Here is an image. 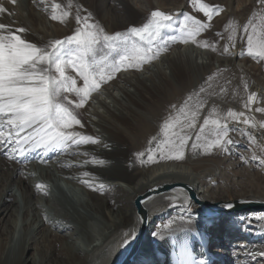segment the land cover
<instances>
[{"label":"bare ground","instance_id":"obj_1","mask_svg":"<svg viewBox=\"0 0 264 264\" xmlns=\"http://www.w3.org/2000/svg\"><path fill=\"white\" fill-rule=\"evenodd\" d=\"M6 1L0 0V6L6 10L0 13V23L7 25L14 34L37 47H47L55 37L56 40L65 39L64 29L73 35L76 29L81 27L72 19L64 18L63 21L55 23L59 30L52 36V33L47 34L33 22L34 14L29 12V23L33 31L24 20H19L20 23L13 21L16 17H10L8 14L13 1ZM28 1L30 5L43 3V0ZM136 1L140 4L138 7L132 4V0H119L124 10L129 12L128 17L123 19L124 14L116 5V0H89L94 12H98L101 6L108 5L111 13L108 20L109 29L113 33H120L131 24L142 27L147 23L142 19H145L148 13V16L151 15L152 10H160L163 5L170 6L168 11L175 14L184 4L183 0H152L150 3L146 0ZM251 1L256 2V5L247 22L248 33L255 27L259 35L264 27L262 0H202L206 4L212 3L214 8L218 7L219 11L213 15L212 21L213 27L221 32L235 19L239 6L243 2ZM53 3L54 0H46L47 5ZM31 8L33 11L34 6ZM21 28L24 29L23 32L17 31ZM165 29L155 42L156 47L161 50L153 54V59L163 52L164 59L171 66L170 53H180L183 41H169L167 38L170 32ZM177 31L173 30L175 33ZM185 33L180 29L176 34L180 36ZM0 34H8V29L0 30ZM225 35H228L226 31ZM243 36L247 49L245 30ZM244 55L246 57L243 60L251 58L246 53ZM244 55L235 54V57ZM232 56L227 53L224 60L232 62ZM153 59L141 64L139 68H127L129 75L121 71L116 72L111 80L101 83L100 88L92 92L80 108H75L79 97L74 93H63L60 101L73 110L81 122L80 125H74L72 130L93 137L97 143L75 145L69 142L61 149H47L42 146L29 151L27 159L17 160L5 155V152L11 151L7 144L0 145V170L8 169L9 179L11 178L7 191L0 199V264H214L216 259L212 253L217 252L219 247L237 246L240 247L239 251H244L247 256L254 249V245L250 243L264 238V219H259L264 218V207H237L246 202L264 203V164L260 163L263 167L257 166L259 179L255 186L245 188L237 181L238 177L241 179L244 175L241 161L244 156L237 144H233V153L230 152L236 155L237 161L222 162L223 168L221 167L217 176L201 164L184 166L182 163L186 162L185 154L180 160L168 158V153H165L164 157L161 156L160 146L166 140L164 123L168 120L164 118L165 109L168 108H163L165 102L160 99H151L149 105L145 103L144 106L138 101L141 95L134 97L131 92V89L134 92L140 90L147 98V88L140 79L145 72H152L157 68V61ZM260 63V66H252L254 74H264V61L260 60ZM234 65L231 64L234 73H218L213 84L204 86L203 92H197L198 96L191 99V106L197 108L209 94L233 86L232 82L239 79L236 73L239 68ZM186 66L182 63L175 68L176 71L187 74ZM68 74L76 79L78 87L83 86V81L74 71L69 69ZM162 76L164 75L161 73L158 78L162 79ZM100 89L109 96L110 102L118 104L126 113L115 111L118 108L114 105L111 107L105 99L101 100ZM110 89L120 92L119 96L109 91ZM235 91L237 90L228 91L227 88L225 93L233 94ZM166 93L173 99L171 95L177 94L178 90L170 86ZM230 95L227 97L232 96ZM63 96L68 99L64 100ZM126 98L137 102L139 107H144L141 111L144 110L145 118L135 106V102L132 103L134 109L129 112L130 108L124 104ZM93 99H97L105 109L95 111L94 115L98 118L94 123L100 126L106 135L94 134L89 129L87 107ZM256 107H264V103L259 102ZM199 109L201 110V107ZM106 112L113 118L117 116L122 128L110 125L104 115ZM147 116L150 120H147ZM242 119L232 121L235 126H239L238 132L247 135L258 145L260 143L261 149H264V128L259 127V123L256 127L245 125ZM261 122H264V119ZM248 127H251L254 133L251 134ZM176 130L179 131V128ZM4 132L7 133V128ZM114 140L124 146L116 144ZM150 155L153 157L151 160L148 159ZM98 160L103 163H94ZM174 163L176 165H173ZM189 169L194 173L189 172ZM85 172L89 175L85 176ZM59 181L65 182L68 188ZM37 184L43 185V190L37 189ZM14 187L19 189L21 201L14 197ZM191 192L193 196L190 195ZM186 201L190 202L192 208L191 222L181 224L180 216L188 215L183 212ZM228 203L233 207L225 208L224 205ZM169 220H173L174 224L165 229L163 225ZM3 226L9 229L10 240L8 251L2 256V250L5 248L1 240ZM153 233L157 235L154 236ZM125 239L129 241L126 246ZM199 243L201 245L197 247ZM254 250L259 252H253L251 255L257 254L258 261H264V244Z\"/></svg>","mask_w":264,"mask_h":264},{"label":"snow or ice","instance_id":"obj_2","mask_svg":"<svg viewBox=\"0 0 264 264\" xmlns=\"http://www.w3.org/2000/svg\"><path fill=\"white\" fill-rule=\"evenodd\" d=\"M192 6L209 20L219 11L218 7H210L202 0H192ZM60 7V4H52L53 20L63 21L69 15L66 11L57 15ZM5 11V8L0 6V13ZM171 21L170 15L153 11L148 22L142 27L133 26L125 33L108 35L99 27L90 24L88 17L81 21L77 15V23L82 26L77 28L73 35L63 40H55L45 48L26 42L14 34L7 25L0 23V30L8 29V34H0V145L7 144L11 149L10 152H5V155L13 160L27 159L29 151L42 146L47 149H61L69 142L75 145L97 143L93 137L72 130L74 125H80L81 122L74 111L60 101L61 96L63 93H74L79 97L75 108H80L90 94L97 91L101 83L111 80L116 72L121 69L139 68L141 64L153 59V49L156 48L157 52L161 50L156 47L155 42L163 29L172 27ZM208 26L187 14L181 23V29L186 32V37L194 42L196 36ZM248 27L247 24L244 26L247 37L246 54L253 59L264 61V27L259 35L255 27L248 33ZM17 31L23 32L24 29ZM167 39L175 41L177 37L170 36ZM229 40L233 38L230 36ZM212 47L215 50V47ZM104 49L108 50L107 54L98 57L97 53ZM228 52L229 46L225 45L224 53ZM69 69L83 81L82 87H78L76 79L68 74ZM208 80L210 81L211 77ZM200 91L203 92L204 89L201 88ZM63 99L68 98L63 96ZM256 100V94L249 93L243 107L250 109ZM198 107H203V102ZM179 111V116L172 117L164 123L166 140L160 146L162 157L168 153L170 154L168 158L176 160L183 158L189 142V135L184 129L196 127L198 116V111L191 108L186 111L181 107ZM255 111L264 113V107H256ZM241 118L243 124L251 123L252 127L257 126L253 118L242 111L229 110L226 117L219 115L215 118L205 117L203 124L199 126V132L196 133V142L191 146L202 147L205 152L214 148L230 151V146L235 141L229 137L227 121H241ZM259 127L264 128V122H261ZM206 131L210 138L202 140ZM152 158L151 155L148 156L149 160ZM253 159L256 157L253 156ZM94 163L103 161L98 160ZM261 163L264 164V159ZM84 175L88 176L89 173L85 172ZM35 187L41 190L44 188L41 184ZM224 206L229 209L233 207L231 203ZM183 212L188 215H181L180 223H190L192 212L190 202H185ZM173 224L174 221L169 220L163 227L168 229ZM153 235L156 236L157 233ZM128 243L129 241L125 239L124 245Z\"/></svg>","mask_w":264,"mask_h":264},{"label":"rangeland","instance_id":"obj_3","mask_svg":"<svg viewBox=\"0 0 264 264\" xmlns=\"http://www.w3.org/2000/svg\"><path fill=\"white\" fill-rule=\"evenodd\" d=\"M151 1L152 0H146V2H148V3H150ZM176 1H178V0H176ZM54 2L57 4H60V6H61L60 9L57 10V13H56L57 15H59L61 12L66 11L69 13V15L71 17L68 15L65 18H70L75 23L77 22V15H79V17L81 18V21H83L84 17H88V22L90 24H93V25L99 27L106 34H108V35L116 34V33H113L112 31H110V29H109L110 22L108 20H110L109 17L111 15V13H110V9H109L108 5H103V6H101V8L98 12L97 11L94 12V10L91 7L92 5L90 4L89 0H56V1L54 0ZM183 2H184V4H183L184 6L182 5L181 9H179L175 14H172L168 11L170 9V6H168V5H166V6L163 5V7L160 8L161 11H163L164 13H166L172 17V21H171L172 27L165 29L166 31L169 30V32H170L169 37L175 36V37H177V39H176L177 41H183V47L180 50V53H178V52L177 53H170V59L172 60L171 66H169L168 65L169 62L164 59L165 57H164L163 52L159 55V57L157 56L155 59H153V60L157 61V68H154V71H152V72L151 71L145 72L141 76V79H140L142 84L147 88V91H148L146 93L147 98H145L142 95V92L140 90H137L134 92V90L131 89V92L133 93L134 97H136L138 94L141 95L140 97L137 96L139 98L138 101L143 103L144 106H145V103L148 106L151 99L154 101H157L159 99L163 100V102L166 103V104L164 103L162 105L163 108L164 109H165V107L168 108V109H165L166 115L164 118L169 120L170 117L172 118V117H177L180 115L179 110L181 107L185 108L186 106H188V107H186L187 110L189 108H191V109L198 111V109L200 108V107L198 108V105L201 104L202 101L197 105V108H196V107L191 106L192 105L191 99L198 96V93H200V88H204V86L207 87V86L213 84L214 78L216 77V75L218 73H220V72L230 73L229 71H231V74L234 73L233 72L234 70L231 69L232 68L231 64H235L234 66L239 68L236 70V73H238V75H239L238 76L239 79L234 80L232 82L233 86L227 87V88H228V91L230 89H234L237 91H235L233 94L232 93L227 94V93H225V91L227 90V88H226V89L218 91V93L215 92V93L209 94L207 96L208 99L205 98L206 100L205 99L203 100V107H201V110L199 109L200 111L198 112L199 115L197 116L196 127L189 129V130H188V128H186V131H185V133H187L189 135V142L186 145L185 150H184V154H185L184 161H186V162H185V164L184 163H182V164L184 166L188 165L189 167L193 166L194 163L201 164L204 167H206L208 170H210V171L212 170L211 172H214L215 176H217L221 167L223 168V166L221 164L222 162L224 163L227 160L232 161V162L237 161L236 155H233L232 154L233 152L231 151L232 150L231 148H234V146L233 145L230 146V151H224L222 149H215L214 148L209 152H205L202 147L193 148L191 145H192V143L196 142V139H195L196 133L199 132L198 127L200 125H202L200 120L202 118L204 119L205 117H216L217 115H219L220 117H222V116L226 117L227 112L229 110L236 111V112L245 111V114L247 116H251L253 118V120L256 122L257 126H258V123L260 124L261 120L263 121V119H264V115L263 114L261 115L260 113L259 114L256 113V111L254 109V107L256 108V106H257V104H259V102L264 103V97L262 96V95H264V74L263 73L262 74H257V73L254 74V70H253V67H254L253 65L260 66V64H261L260 60L259 59H253V58H249L248 60L247 59L243 60V58L246 57L244 55L246 53V46L244 43L245 42L244 36L242 37V33L245 30L244 26L246 24L248 25V23H247V22H249L248 19H250L251 13L254 9V6L256 5V2H254V1L253 2L251 1L249 3L243 2L242 5H240L239 8L236 10L237 12L235 15V19L231 22L232 24L230 23L228 28L226 30H222V32L219 30H216L213 27V21H212L213 18L211 20H209L207 17H205L203 15L202 12H200L198 9H195L192 6V0H183ZM6 3H8V1H6ZM109 3H110V1H109ZM115 3L122 10V12L124 14L123 19L128 17L129 12H126L124 10V8L122 7V4L119 2V0H116ZM38 4H39V2H38ZM132 4L136 7H138L140 5L138 3V1H136V0H132ZM207 4L210 7L214 6L212 3H207ZM35 5H37V4L34 3V4L30 5L28 0H14L13 5H11V8H9L10 11L8 14L10 17H12V16L16 17L15 19H13V21L15 23H20L19 20H24V22H26L25 24H27V26H30L31 29L33 30L32 25H30V23H29V21H30L29 20L30 19L29 12H33V14H34V19H33L34 21L33 22H36L38 24V27L43 29V31H45L47 34L50 35L52 33V36H53V34L55 32H57V30H59V27H57L55 25V23L57 21H59V19L53 20L51 18L52 14H53L52 5H47L46 0H43V3L42 4L40 3L36 7H35ZM31 6H34L33 11H32ZM148 14H147V16H145V19L144 18L142 19L143 22H148V20L150 19L151 15L148 16ZM185 14H187L188 16H191L195 19L200 20L204 24L209 25L206 29H204L202 32H200L196 36L195 42L192 39L187 38L186 33L183 35H180V36H179V34H176V33L180 32L181 23L184 21ZM17 19H18V21H17ZM28 23H29V25H28ZM107 23H109V24L107 25ZM76 24L78 25V23H76ZM79 25L82 26V24H79ZM133 26H136V25L131 24V25L127 26V28L125 30L123 29L122 31H120V33L127 32V29H129L130 27H133ZM174 29L176 31L177 30L178 31L175 33V32H173ZM67 31L68 30L64 29V32H65L64 36L65 37L72 35V33H69V31L68 32ZM225 31L228 33L227 36L225 35ZM230 36L233 38V40L229 41ZM52 40L55 41L56 37L52 38ZM233 41H234V43H233ZM225 45L229 46L228 54L233 55L232 56L233 57L232 62H226L224 60V55L227 54V53H224ZM212 46L215 47V50H213ZM107 51H108L107 49H104V50L98 52L97 56L99 57L101 55H105V54H107ZM154 53H156L155 48L153 49V54ZM235 54H243L244 56L235 57ZM114 55H115V53H113V56ZM251 59H253L254 61ZM182 63L187 65L186 66L187 67V74L176 71L175 66L178 64H182ZM226 69H228V70L226 71ZM120 71H121V73L129 75L128 69H123ZM161 73H162V75H164V76H162V79L158 78L159 74H161ZM210 75H211V80L209 81L208 78L210 77ZM238 81H239V83H238ZM241 84H243V85H241ZM245 85H247V88H245ZM170 86H174L178 90L177 94L173 93L171 95V98H173V99H170V96L167 95V93H166L167 88H169ZM236 87H238V88H236ZM99 91H100L99 92V98L101 100L105 99V101L108 102L111 105V107H112V105H114L116 108H118V109H115V111H117V112L121 111L122 113H126V110L123 109L122 107H120L118 104H116L115 102L114 103L110 102L111 99L109 98V96L104 94V92H103L104 90L100 89ZM109 91H112L117 96H119V94H120V92H117L116 90H113V89H110ZM238 91H239V94L237 95ZM249 93H255L257 96L256 101H258V102H256V104L254 103L253 105H251L252 107H250V109H245L243 107V104L246 101L247 95ZM221 95L224 97L222 98ZM229 95L231 97H227ZM235 96L238 98H235ZM175 97H176V100H175ZM145 99H147V100H145ZM226 99H228V100H226ZM125 100H124L125 101L124 104L128 105L127 107L130 108L129 109V112H130L131 109L132 110L134 109V106L132 105V103H134L135 101L134 100H133V102L129 101L127 98ZM170 101H171V103H170ZM183 101H186V102H183ZM234 101H236V102H234ZM168 104H170V106ZM171 104L173 107L171 106ZM135 106L137 108H139V111L144 109L143 106L139 107V104L137 102H135ZM186 108H185V110H186ZM87 110H88V120L87 121H88V126H89L90 131L92 130V132L94 134L106 135V133L103 132L101 127L97 126V124L94 123L95 120H97V118H98L97 116L94 115L95 111H105V109L101 106L100 103H98L97 99H93V101L90 102V105L87 107ZM175 111H177V112H175ZM143 112H144V110L141 111V113H142L143 117L145 118L146 115ZM173 112H175V113H173ZM104 115L106 116V119H108V122L110 121L109 122L110 125H115L119 128H122V125H120V122H119V119L117 116H115L113 118L107 112ZM146 118H147V120H150L148 116ZM227 123H230V124H228L229 129H230L229 137L233 141H236L234 143V145L237 144L238 147L239 146L241 147L240 151H241L242 155L244 156L242 158L243 160L241 159V161H243L244 169H242V172L244 173V175H242L241 179L238 177L237 181L239 183L241 182V184H239V185H242L245 188H250L249 186H253V185L255 186V184L257 183V181L259 179V174L257 172V170H258L257 166L263 167V166H261L262 164H260V163H261V160L264 159V149H263V147L261 149L262 145H260L259 140L256 141L259 143V145H258L257 143H255V141H253L252 139L247 137V135H245L243 133L242 134L239 133L238 132L239 126L238 127L235 126V123L234 122L232 123V120H231V122L228 120ZM248 129L250 130L249 132H251V134L254 133V132H252L251 127H248ZM236 136L238 138H236ZM209 138L210 137L208 136L207 131H206L205 136L202 137V140L203 139H209ZM114 142L116 144L124 146L123 143H120V142L117 143L116 140H114ZM256 144H257V146H256ZM261 150L263 151V153H260ZM230 152H232V153H230ZM253 156H255L256 159H253ZM182 164H178V166H183ZM173 165H176V164L174 163ZM189 170H190L189 172L194 173L191 169H189ZM10 181H11V178L9 179V170L8 169H6V171L0 170V199L2 198V196L7 191V186L9 185ZM59 182L64 187L68 188L66 186L65 182H63V181H59ZM14 188H13L14 197L16 198V200L21 201L19 189H17V188L14 189ZM230 200L232 201L233 199H230ZM1 225H2V223H1V219H0V226ZM1 228L3 231L2 236H1V240L5 244V248H3V250H2V256H3L8 251L7 249L9 248L10 232H8L9 229H5L4 226ZM236 241H239V240H236ZM250 244L254 245V249L258 248L259 245L264 244V238L259 240V241H254V242L252 241ZM200 245L201 244L199 243V246H197V247H200ZM254 249L252 251H250L247 254V256H245L246 253L244 251H243V253L241 251H239L240 247L234 246L232 248V247H228V246L225 247V245H223L222 247H219V250L217 252L212 253V255L216 259L214 264H222V263L223 264H264V261H261V260L258 261L259 255H257V254H255L253 256L251 255L253 252H259V250H254ZM249 255H251V256H249Z\"/></svg>","mask_w":264,"mask_h":264},{"label":"water","instance_id":"obj_4","mask_svg":"<svg viewBox=\"0 0 264 264\" xmlns=\"http://www.w3.org/2000/svg\"><path fill=\"white\" fill-rule=\"evenodd\" d=\"M153 11H160V10H152L151 13ZM163 12V11H161ZM191 196H193L192 192L190 193ZM239 209H246V208H250V207H254V208H260V207H264V203L261 202H252V203H240L237 206Z\"/></svg>","mask_w":264,"mask_h":264}]
</instances>
